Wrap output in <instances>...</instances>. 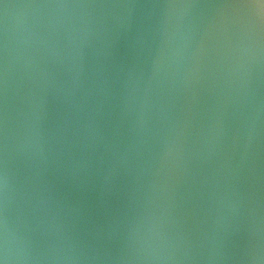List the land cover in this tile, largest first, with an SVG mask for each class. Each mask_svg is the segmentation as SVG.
Listing matches in <instances>:
<instances>
[{"label":"water","instance_id":"1","mask_svg":"<svg viewBox=\"0 0 264 264\" xmlns=\"http://www.w3.org/2000/svg\"><path fill=\"white\" fill-rule=\"evenodd\" d=\"M0 264H264V0H0Z\"/></svg>","mask_w":264,"mask_h":264}]
</instances>
